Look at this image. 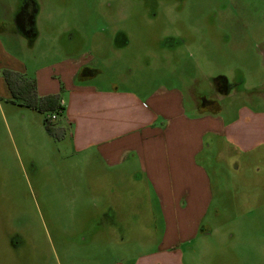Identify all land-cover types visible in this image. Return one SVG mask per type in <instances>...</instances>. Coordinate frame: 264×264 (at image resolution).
Returning a JSON list of instances; mask_svg holds the SVG:
<instances>
[{
	"label": "rangeland",
	"instance_id": "obj_1",
	"mask_svg": "<svg viewBox=\"0 0 264 264\" xmlns=\"http://www.w3.org/2000/svg\"><path fill=\"white\" fill-rule=\"evenodd\" d=\"M37 1L39 46L19 49V37L8 33L12 25L0 30L2 52L22 57L30 68L67 51L74 59L84 53L93 58L94 66L86 67L97 70L85 78L96 85L146 91L152 78L169 76L174 85L181 75L188 112L197 94L225 107L228 116L242 105L264 110V0ZM16 3L0 0L5 25ZM217 75L232 85L229 95L213 90ZM48 116L13 103L0 86V264L130 263L155 250L163 225L158 211L152 227L145 222L150 212H141L136 224L121 228L102 210L112 182L125 196L135 182L117 171L110 177L94 153L75 152L66 132L48 133ZM230 165L233 170L223 162L212 166L215 197L200 225L209 233L177 245L183 264H264V146ZM111 223L127 237L119 241V230L105 226ZM11 233L19 243H10Z\"/></svg>",
	"mask_w": 264,
	"mask_h": 264
},
{
	"label": "crops",
	"instance_id": "obj_2",
	"mask_svg": "<svg viewBox=\"0 0 264 264\" xmlns=\"http://www.w3.org/2000/svg\"><path fill=\"white\" fill-rule=\"evenodd\" d=\"M8 9L7 25L5 19L0 20V30L6 31L11 24L8 33L14 35L11 39L19 37V49L39 46L43 36L38 13L37 35L28 42L14 31V14L19 3ZM52 38L50 35L47 41ZM69 40L71 36L67 34L66 41ZM4 44L0 35V53L5 51ZM67 52L60 60L37 63L31 68L22 57L3 53L6 56L5 61L0 58V73L3 68L19 71L35 79L40 96L57 94L63 111L55 120L62 121L64 126L60 123L56 126L65 128L72 149L77 153H94L110 177L116 178L117 171L119 178L126 175L135 182L136 189L127 196L118 192L112 182L107 189L111 195L102 207L104 213H109L121 228L129 225V221L136 224L141 212H150L149 221L145 222H150L151 227L157 218L162 221L155 250L135 256L130 263L109 264H183V254L177 245L198 236L215 197L212 166L217 169V164L223 162L233 170L231 161H240L241 154L264 146V110L242 105L228 116L222 114L225 107L197 94L192 98L193 112H188L184 95L187 85L181 75L174 77L180 85H173L169 76L152 78L146 91L135 85L120 87L116 82L96 85L91 79L78 76L93 58L82 53L74 59V53ZM0 86L10 98L2 76ZM212 87L218 97L231 92L223 94ZM233 166L235 170L239 168L237 162ZM105 226L112 232L119 230L114 223ZM116 234L119 241L127 237L123 229Z\"/></svg>",
	"mask_w": 264,
	"mask_h": 264
},
{
	"label": "trees",
	"instance_id": "obj_3",
	"mask_svg": "<svg viewBox=\"0 0 264 264\" xmlns=\"http://www.w3.org/2000/svg\"><path fill=\"white\" fill-rule=\"evenodd\" d=\"M38 8L37 0H19V9L14 14L15 31L26 38L28 42H32L37 35L35 19ZM96 72V69L83 67L80 69L78 76L85 78L93 75V73L96 74ZM1 75L10 93V100L13 103L23 104L40 112H49V116L45 117L43 121L46 131L55 136L64 135L65 128L56 126L53 120L50 119L52 114L58 116L63 111L57 94L40 96L36 90L35 79L19 71L3 68ZM211 81L214 88L220 93L227 94L231 90L232 85L228 83L224 75L212 77Z\"/></svg>",
	"mask_w": 264,
	"mask_h": 264
},
{
	"label": "flooded vegetation",
	"instance_id": "obj_4",
	"mask_svg": "<svg viewBox=\"0 0 264 264\" xmlns=\"http://www.w3.org/2000/svg\"><path fill=\"white\" fill-rule=\"evenodd\" d=\"M149 1H151V2H153V1H154V2H157V0H149ZM122 34H123V33H122ZM122 42H127V40H125V38H123V39H122ZM198 232H201L202 234H208V233H209V229H208V231L206 232V231H205V228H204L203 226H200ZM9 240H10V243L13 242V244H16V243H19V241H20V237H19L18 234H16V233H11V236L9 237Z\"/></svg>",
	"mask_w": 264,
	"mask_h": 264
},
{
	"label": "built area",
	"instance_id": "obj_5",
	"mask_svg": "<svg viewBox=\"0 0 264 264\" xmlns=\"http://www.w3.org/2000/svg\"><path fill=\"white\" fill-rule=\"evenodd\" d=\"M50 119H51V120H55V119H56V114H52V115L50 116Z\"/></svg>",
	"mask_w": 264,
	"mask_h": 264
}]
</instances>
